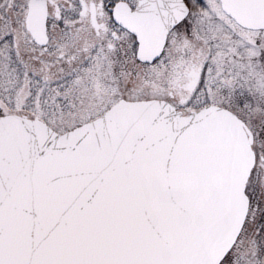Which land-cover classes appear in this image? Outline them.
Segmentation results:
<instances>
[{
  "label": "snow or ice",
  "instance_id": "snow-or-ice-1",
  "mask_svg": "<svg viewBox=\"0 0 264 264\" xmlns=\"http://www.w3.org/2000/svg\"><path fill=\"white\" fill-rule=\"evenodd\" d=\"M0 264H264V0H0Z\"/></svg>",
  "mask_w": 264,
  "mask_h": 264
}]
</instances>
